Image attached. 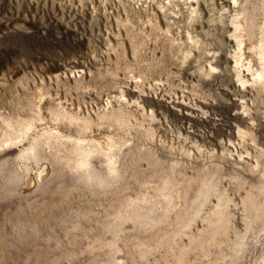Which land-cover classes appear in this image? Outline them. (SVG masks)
Masks as SVG:
<instances>
[{
	"label": "bare ground",
	"instance_id": "1",
	"mask_svg": "<svg viewBox=\"0 0 264 264\" xmlns=\"http://www.w3.org/2000/svg\"><path fill=\"white\" fill-rule=\"evenodd\" d=\"M56 1L69 10L75 1L82 7L87 4L85 0ZM153 1L157 10L135 5L134 0H119L125 16L119 18L117 31L105 36L107 42L111 36L116 40V57L120 59L126 54V42L129 44L134 58L123 63V76L134 77L135 61L141 62L137 68L140 80L134 87L119 84L116 64L105 68L111 76L110 85L120 89L116 101L109 100L90 111L81 101L76 106L52 97L51 84L44 79L31 90L28 72L14 76L13 71L10 78L0 74V89L7 92L0 94V264H143L149 259L159 262L153 264H241L257 245L260 252L253 264H264V150L258 148V127L264 119L255 123L249 100L230 98L225 104L242 108V112L233 113L238 137L236 142L229 141L235 151L250 152L253 147L259 152L254 163L243 167L244 171L257 172L252 178L239 169L225 173L224 164L210 154L215 149L202 150L199 145V152H210V156L195 165L190 159L191 148L183 144L180 151L186 158L162 157L160 149L174 152V146L157 139V116L140 103L144 99L165 108L171 105L186 121L203 119L195 107L162 98L156 83L152 91L144 93L145 79L157 62L142 63L148 60L149 42L154 41L151 51L159 46L179 59L178 78L196 52L201 58L196 65L197 85L217 77V53L209 48L207 35L196 31L205 9L211 12L208 21L220 22L233 42L225 57L233 92L244 98L245 90L251 89L255 91L251 100L264 103V0H225L228 8L221 12L216 11L217 0ZM178 14L187 18L184 33L174 32ZM141 15L147 18L148 26L139 28L134 18ZM68 70L54 75L57 86L62 77L69 78L82 93L88 86L87 72L78 69L68 74ZM166 80L173 83L171 77ZM63 85L65 93L71 91L70 85ZM219 92L229 95L224 89ZM200 103L201 108L211 107L210 101ZM248 119L252 121L248 123ZM186 121L181 128L187 139L192 131ZM227 150L230 152L225 146L223 151ZM239 157L244 159L241 154ZM225 175L236 181L238 189H244L243 229L235 226V214L229 207L233 198L223 182ZM75 199L82 204L71 210ZM56 223L62 226V234Z\"/></svg>",
	"mask_w": 264,
	"mask_h": 264
},
{
	"label": "rangeland",
	"instance_id": "2",
	"mask_svg": "<svg viewBox=\"0 0 264 264\" xmlns=\"http://www.w3.org/2000/svg\"><path fill=\"white\" fill-rule=\"evenodd\" d=\"M123 1L126 2L127 0ZM85 2H87V4L82 7L78 1H75L72 8L69 10L68 8H61L56 0L54 4L52 3V0H0V74L4 73L5 76L10 78L13 71H16L14 76H19L23 72H28L31 75V81L29 83V86L31 87L29 88L31 90L34 89L35 85L38 86L42 79H44L45 83L51 84L52 97H60V99L66 103L72 101L76 106L78 101H81L84 106H88L87 108L90 111H95L98 107L101 108L102 105L109 100L116 101L119 97L120 89L118 86L115 87L110 85L111 83L109 81H111V76L109 73H106V69L116 67L117 65L118 77H115L117 78V81H119V84L123 86L128 83L127 85L134 87V82L140 80L137 76V68L141 67V64H138L141 62H138V60L135 61L136 65H134V67L136 69L134 68V70L136 75L134 77L127 78L126 76H123L124 73L121 69L123 63L126 61H132L134 58L129 50V44L126 42V54L122 57V60V58L120 59L116 57V53L119 52V45L116 40L111 36V41L109 40L110 42H107V39L105 38L107 33L111 34L113 31H117L120 27L119 18H124L125 16L122 3H120L119 0H108L106 3H102L103 5L100 4L98 0H96L95 4L92 3L91 0H85ZM134 2L135 5L139 4L142 8L143 6H148L149 8L157 10L158 7L156 1L153 0L150 2L147 1L148 3L146 0H134ZM216 2V11L221 12L222 10H227L228 7L226 6L225 0H217ZM93 4L96 5L97 11H93ZM210 14L211 12L207 9L204 10L203 22L202 24L196 22V31L203 36L207 35L205 37H207V41L210 42L209 48H211L212 52L216 51L217 53L218 62L220 64V68L217 70V77H209L205 84L201 86L197 85L196 74H198L199 70L196 68V65L201 58L198 57L196 52L195 55L191 56L183 66L184 73L182 74L181 79L178 78L176 72L179 68V59L170 55L165 50H162L159 46L158 48H153L154 50L151 51V48L154 46V41L149 42L146 51L147 53L145 54V57L148 60L142 63L151 62L153 59L157 62L156 68H152V72L150 73L151 76L148 75L145 79L144 93L152 91L153 86L156 83L157 93H160L162 98L166 100L177 99L187 105L195 107L197 109V114L202 115L203 119L186 121L175 112L171 105L170 107L165 108L158 104L145 101L144 99L139 100L147 112L152 109L157 116L154 121L159 134L157 139L162 138L161 140L164 141L165 145L172 143L174 146V152H167V148L160 149L158 153L162 157L165 159L174 156L178 158H186L187 154L180 151V146L183 144L185 147H188L189 149L191 148L190 153L192 154L190 159L194 163L193 165L207 160L208 156L211 154L213 155L212 157L214 160L221 161L224 164L223 171L225 173L232 172L234 169L243 170L244 173H247L248 171H244L243 167L246 164L254 163L259 152H256L257 150L253 147L250 148V152L240 153L235 151L234 145L229 141L236 142L238 137V122L234 118L233 113L237 111L242 112V108H228L225 104H228V102L231 101L230 98L249 100L253 119L255 123H258L260 118L264 119V103H261L256 99H253V101L251 100L255 95V91H251V89L245 90L246 95L244 98H239L241 97V94L237 95L233 92L231 85L232 80L229 79V76L232 73L226 69L225 63V57L229 55L228 50L232 49L233 42L229 40V34L222 28L220 22L208 21ZM176 16L178 21L177 24L174 25V32L179 30L184 33L185 27L187 26L186 15L178 14ZM160 19L161 21L163 20L162 16ZM134 21H136L134 23L136 27L140 28L144 25L148 26L147 18L144 17V15H141L139 18H134ZM161 24L164 26V20ZM211 24L217 25L216 27H213ZM206 31L210 34H206ZM110 44L114 47L112 45L111 47ZM211 51L209 54L212 53ZM160 56L162 59H159ZM76 65L77 67L71 68ZM67 69H70L68 70V74H70L71 71L78 69H83L87 72L85 80L88 83V86L81 90L82 93H79L80 90L72 85L74 84V81L69 78L68 81H66L65 78L62 77L61 83L58 85L59 87L57 86L56 81L53 78L54 75L62 71H67ZM99 71H101L103 75L98 74ZM167 76L172 78V84L166 80ZM62 81L63 83H67L68 86L70 85L71 91L67 92L68 94L65 93V86ZM71 86L73 88H71ZM192 87L195 89L194 91L191 89ZM18 89L22 90L23 86H19ZM222 89L227 92L229 91V95H224L219 92L222 91ZM0 94L7 95V92L1 88ZM134 99L135 97L133 99L130 98V103ZM200 101H210L211 107H199L198 104L201 105ZM184 121L187 122V125L191 126V138L186 139V133L181 128ZM251 121V119L247 120L248 123ZM240 126L244 128L245 124ZM258 129V148L264 150V124H260ZM194 140H198V143H194ZM197 145L202 146V150L215 149L216 152H199ZM225 146L230 149V152H228V150L227 152L223 151ZM240 154L244 157L243 160L239 157ZM191 169L188 168V171L193 172L194 169ZM248 173L250 176L252 175V178H255L257 175V172ZM228 179L229 177L225 175L223 182L228 187V192H230V195L233 198L229 207L235 214V226L239 229H243L244 224L241 218L243 213L241 194H243L244 189H238L236 181H230V179ZM80 203L79 199L73 200L69 209L72 207L71 210H75ZM200 224L201 221H199L198 225ZM55 227L60 234L63 233L60 223H56ZM254 249L246 254L241 264H253L255 260H257L260 246L257 245ZM154 262L158 261L149 259L143 264H153Z\"/></svg>",
	"mask_w": 264,
	"mask_h": 264
}]
</instances>
